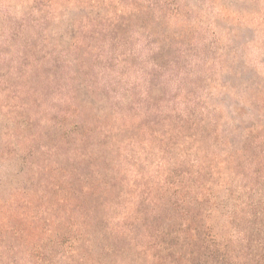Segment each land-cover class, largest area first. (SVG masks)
Wrapping results in <instances>:
<instances>
[{"label": "rangeland", "instance_id": "obj_1", "mask_svg": "<svg viewBox=\"0 0 264 264\" xmlns=\"http://www.w3.org/2000/svg\"><path fill=\"white\" fill-rule=\"evenodd\" d=\"M196 171V264H264V0H0V264H150V231L185 227L159 187ZM81 175L89 222L42 224Z\"/></svg>", "mask_w": 264, "mask_h": 264}, {"label": "trees", "instance_id": "obj_2", "mask_svg": "<svg viewBox=\"0 0 264 264\" xmlns=\"http://www.w3.org/2000/svg\"><path fill=\"white\" fill-rule=\"evenodd\" d=\"M211 123L212 125L216 126L215 122H211ZM185 124L179 125L178 128H182ZM185 137L188 138L189 136H185ZM194 176L197 178L196 183L198 184V186H194L195 184L193 183V181L189 183L186 179L180 181L179 185L175 181L169 180L165 182V186L159 187L162 188L164 191L171 190L172 194L174 195L178 194L177 198H174V202L177 201V203L178 202L180 203L178 205L180 207L178 209L177 206V210H180L179 213L183 217V221H184L183 226L185 227L184 229H179V228L176 229V228L168 227L169 225L165 224V226H162L163 227L162 228L158 224L155 226V229L150 231L151 233L149 236V241L153 243V246L151 248L145 249L149 245L148 244L146 247L143 246L140 249V251L144 249L145 251L144 254L146 258L150 260V264H196L195 261L197 260V253H199L202 250L205 241H203V239L199 237L198 235L199 225H196L195 221L196 220L198 221L201 220V222L204 221L203 227L206 228L207 225V228L210 229L212 224L208 226V221L209 218L211 217V213L213 212V207L216 198L214 194H212L213 190L211 188H206L205 191H202L203 184L199 179L204 178V176L199 171H196V174ZM80 180L83 184H85V186H83V188L81 189L78 195H75L73 193L74 186L71 184L64 186L65 188L64 191L62 187L59 190L58 185L49 183L50 185H52V187L55 185L54 192L55 194H58L59 197L51 198L50 196H48L47 198L45 195L40 197L42 202L44 204H47V207H45L43 211L44 218L40 219L42 224H44L47 218L51 216L50 214H48L49 209H51V205H50L51 201H57V204L60 208L63 207L66 212L71 213L72 215L78 214L77 215L78 218L80 217L79 220L86 219L89 222L88 218L85 217L86 215H88L85 205H87L90 199L85 201V198H87L89 194L90 196L93 195L92 191L96 188V187L94 188L95 182H90L91 179L89 175H81ZM67 183H69L68 180ZM194 187H196L195 191H194ZM193 192L195 193L193 195H190ZM158 201H160V199L154 200L153 198L150 201V204L152 206L154 205V203L158 205ZM168 203H170V199H168L167 202H164L163 205H166V208H168L167 207ZM139 204L140 203L138 202H134L133 211H132V214L134 212V216H132L131 214V218H130L131 221L134 222V224L135 221H137L138 217H140L137 216L138 215L137 208L140 206ZM174 204L175 203H173V205ZM150 215H154V213L150 212ZM24 217L27 219L29 217H32L29 223L32 225L34 231L39 230L38 225L36 224L34 218L35 216H31V215L28 216L24 214ZM143 217H144L143 222H145L146 220H150L152 218L150 216H147L146 212L144 213ZM62 220H65V218L62 217ZM81 224H83L82 221ZM113 231H114L113 233H116V238L117 237L120 238L124 236L129 240H132L133 242L135 241L134 238H132L133 236L131 235V233H133V228H129L128 230L127 228L117 224L115 226V230ZM158 232H160V234H158ZM104 241L109 245L111 249L110 251L119 252L116 247L118 244L113 243L111 240H107V239H104ZM136 247L140 248L138 244H136ZM74 250L76 251V249ZM148 252H150V254ZM199 254L201 255V253ZM171 258H173V261L167 263V260Z\"/></svg>", "mask_w": 264, "mask_h": 264}]
</instances>
